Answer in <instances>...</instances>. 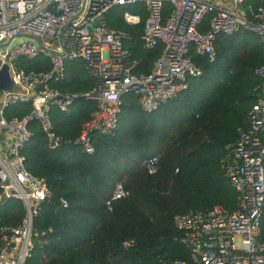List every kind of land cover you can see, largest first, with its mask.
I'll use <instances>...</instances> for the list:
<instances>
[{
    "label": "trees",
    "instance_id": "16d2710c",
    "mask_svg": "<svg viewBox=\"0 0 264 264\" xmlns=\"http://www.w3.org/2000/svg\"><path fill=\"white\" fill-rule=\"evenodd\" d=\"M261 3L243 0L242 8L247 11ZM172 9L165 1L164 21ZM125 12L138 14L140 22L128 24ZM147 15L139 3L114 6L105 17L110 28L127 33L123 44L138 62L135 73H150L163 52L162 45L149 48L143 41ZM209 19L205 17L201 30L208 28ZM215 45L214 62L195 49L189 52L202 74L188 77V89L156 111L146 113L139 95L124 94L117 129L111 134L93 132L92 154L75 139L98 109L97 101L78 99L67 112L51 106L50 116L62 137L56 148H50L41 123L29 121L32 135L21 154L26 169L45 182L48 196L34 218L41 236L25 264H190V250L182 242L175 216L215 206L238 210L239 193L223 161L238 130L248 126L249 113L262 93L263 78L255 68L264 63V42L257 33L242 29L219 36ZM17 66L47 71L51 62L43 55L21 57ZM51 85L62 94L87 92L96 80L84 62L75 59L66 61V77ZM31 111V103H17L6 107L4 116L23 119ZM152 156L159 158L153 174L143 165ZM119 182L129 194L109 207L107 201ZM25 215L21 199L2 198L0 231L20 225ZM130 239L133 244L125 246ZM259 240L264 243V210Z\"/></svg>",
    "mask_w": 264,
    "mask_h": 264
},
{
    "label": "built area",
    "instance_id": "2783aa9c",
    "mask_svg": "<svg viewBox=\"0 0 264 264\" xmlns=\"http://www.w3.org/2000/svg\"><path fill=\"white\" fill-rule=\"evenodd\" d=\"M165 1L171 2L173 9L164 21ZM227 1L233 7L221 4ZM139 3L148 12L142 35L145 45L163 46L150 73L134 72L138 62L123 44L127 33L110 28L105 18L114 6ZM242 3L243 0H0V44H7L0 47L1 66H9L19 88L4 91L0 97V200L19 198L26 208L20 225L0 231V264H25L41 236L34 228V218L48 189L43 180L26 169L21 154L32 135L29 121L38 120L50 148H56L62 137L50 116L51 106L67 112L78 99L97 101L98 109L75 139L87 153H94L91 134H111L117 129L124 94L139 95L142 109L152 113L188 89V77L203 72L188 55L192 49L214 62L219 36L242 29L257 33L264 42V0L247 11ZM207 16L208 28L201 30ZM124 20L133 25L141 17L125 12ZM18 38L23 40L20 44ZM40 55L49 58V70L17 66L21 57L35 59ZM75 59L84 62L96 85L87 92L62 94L51 81L63 80L66 61ZM255 73L263 78L262 93L249 113L248 126L238 130L236 143L223 161L239 193L238 210L215 206L207 212L191 210L175 216L176 226L183 231L182 242L190 250V264H264V243L259 240L264 210V63L255 68ZM17 103H31V113L23 119L8 120L4 109ZM158 162V156H152L143 165L153 174L158 171ZM128 194L123 183H117L108 206ZM133 242L126 240L124 245Z\"/></svg>",
    "mask_w": 264,
    "mask_h": 264
},
{
    "label": "water",
    "instance_id": "95a60500",
    "mask_svg": "<svg viewBox=\"0 0 264 264\" xmlns=\"http://www.w3.org/2000/svg\"><path fill=\"white\" fill-rule=\"evenodd\" d=\"M23 40L18 38L17 39V43L20 44ZM38 44H40V41L38 40ZM7 44H0V47H4ZM9 71V66L7 64H4L1 66V61H0V92L2 90H8L10 89V83L12 82V80H10V78L8 79L7 77V73ZM13 84V83H12Z\"/></svg>",
    "mask_w": 264,
    "mask_h": 264
},
{
    "label": "rangeland",
    "instance_id": "374dc122",
    "mask_svg": "<svg viewBox=\"0 0 264 264\" xmlns=\"http://www.w3.org/2000/svg\"><path fill=\"white\" fill-rule=\"evenodd\" d=\"M223 6H225V7H228V8H231V7H233V4H232V2L230 1H227V2H222L221 3ZM12 71H8V73H7V77H8V79L10 78V80H12ZM0 84H1V82H0ZM10 85H11V87H14L13 86V84H12V82L10 83ZM16 87V86H15Z\"/></svg>",
    "mask_w": 264,
    "mask_h": 264
},
{
    "label": "crops",
    "instance_id": "0c3cea01",
    "mask_svg": "<svg viewBox=\"0 0 264 264\" xmlns=\"http://www.w3.org/2000/svg\"><path fill=\"white\" fill-rule=\"evenodd\" d=\"M134 25V24H133ZM12 83H13V86L14 87H10V89H8V90H18L19 88L17 87V85L13 82V79H12ZM11 86V85H10ZM16 86V87H15ZM4 91H7V90H2L1 92H0V97H1V95H2V93L4 92Z\"/></svg>",
    "mask_w": 264,
    "mask_h": 264
}]
</instances>
